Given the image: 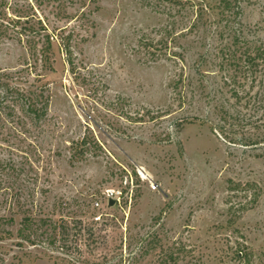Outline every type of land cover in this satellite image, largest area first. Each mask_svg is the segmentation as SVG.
Listing matches in <instances>:
<instances>
[{
  "label": "rangeland",
  "instance_id": "374dc122",
  "mask_svg": "<svg viewBox=\"0 0 264 264\" xmlns=\"http://www.w3.org/2000/svg\"><path fill=\"white\" fill-rule=\"evenodd\" d=\"M238 1L245 37L264 40V0ZM171 2L0 0L7 13L74 29L79 66L71 73L56 42L54 71L38 62L39 76L22 80L47 85L43 105L0 86V263L170 264L163 255L181 247L177 264H264V142L230 141L235 133L264 141L258 86L246 80L250 104L237 102L216 26L190 29L191 16ZM29 58L23 40L0 38V68ZM237 109L254 121L235 126ZM85 135L101 148L76 160L71 144ZM230 180L257 183L258 200ZM26 214L51 217L66 233L52 243L41 228L20 245Z\"/></svg>",
  "mask_w": 264,
  "mask_h": 264
},
{
  "label": "trees",
  "instance_id": "16d2710c",
  "mask_svg": "<svg viewBox=\"0 0 264 264\" xmlns=\"http://www.w3.org/2000/svg\"><path fill=\"white\" fill-rule=\"evenodd\" d=\"M171 1H173L171 2V9L175 10V12L185 13L187 16H191L190 29H201L209 25L216 26L218 39L222 40L216 54L221 57L222 65L226 66L225 69L231 71L228 79L233 77L235 71V86L232 88V96H235L237 102L242 101L243 98H248L245 101L246 106H248L250 104L249 97L252 93L250 91L251 88H247L244 82L250 80V83L254 84V87L258 86L257 91H255L256 95H252V104L259 108L264 107V40L253 41L245 37L243 27L240 25L239 21V17L241 16L240 2L238 0ZM62 5L66 6V2L59 3L58 6H60V11L65 10ZM64 14L67 17L71 16L65 11ZM67 29L68 27H49L45 19L37 15L36 12L27 13L25 15L20 13H7L5 8L3 10V6L0 4V38L16 37L18 40H23L30 52L29 61L20 69L3 70L0 68V86L5 87V85H7L10 89H16L18 92L22 93L20 95H27L26 98L35 105L45 104L49 100V97L47 96L44 99L40 98L44 95L43 89L47 87V85H37L35 89H32L31 86L24 87L22 85V80H24V78L26 80V77L33 73L39 76V73H37L38 62L41 63L43 69L54 71V46L56 42L60 44L65 54V61L69 64L71 73L76 74L79 72V66L74 56L76 31H74V29ZM32 60L33 62H31ZM76 76H78V74ZM236 86H243L246 89L239 91ZM32 107H34V105ZM226 114H229V111L225 109V114L221 116V119L227 120ZM229 116L231 115L229 114ZM254 118L255 115L248 116L243 113V111L237 109L235 114V126L252 123ZM217 131L223 135L226 134L223 128L219 127ZM237 140H241L240 143L243 145L251 146H257L261 144V142H264L252 139L250 136L243 133L239 135L235 133V137L230 138V141L234 143H239ZM99 148H101V145L95 137L85 135L82 139L72 142V158L76 160L83 159L87 157L90 152H96ZM230 182L232 183L231 188L235 190H248L253 188V197H251L253 201L250 202H256L258 200L261 194V187L257 183L234 182L233 180H230ZM243 204L244 203H240V208L247 207V205ZM3 221L9 225L14 224L13 217L6 218ZM60 226L61 223H58V221H55L51 217L44 216L35 219V217L26 214L23 216L21 226L18 229L17 235L20 238L19 244L22 245L23 242L32 244L34 240L38 238L37 231L41 228H44V233L49 230L53 232L49 233V235L50 237H54L53 240H51V242L54 243L56 241V232H60L61 234L66 233V229ZM59 229L60 231H58ZM2 231L5 232L6 236L13 235L10 229H2ZM155 247L156 245H153L143 253L147 254L150 249L152 250ZM183 248L185 247L183 246ZM173 249L175 250L166 251L161 261L177 264L180 259L181 253L179 250L181 247ZM238 255L245 256V253L241 251L238 252ZM0 264L5 263L2 262Z\"/></svg>",
  "mask_w": 264,
  "mask_h": 264
},
{
  "label": "built area",
  "instance_id": "2783aa9c",
  "mask_svg": "<svg viewBox=\"0 0 264 264\" xmlns=\"http://www.w3.org/2000/svg\"><path fill=\"white\" fill-rule=\"evenodd\" d=\"M113 193H114V191H112V193H111V194H113ZM95 205H97V206H98V205H99V202H98V201H96V202H95Z\"/></svg>",
  "mask_w": 264,
  "mask_h": 264
}]
</instances>
